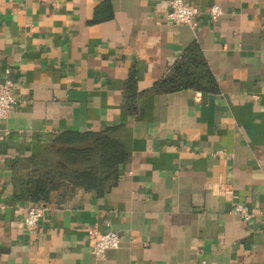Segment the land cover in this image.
Here are the masks:
<instances>
[{"label": "crops", "instance_id": "crops-1", "mask_svg": "<svg viewBox=\"0 0 264 264\" xmlns=\"http://www.w3.org/2000/svg\"><path fill=\"white\" fill-rule=\"evenodd\" d=\"M186 2L196 27L167 20L169 0H0V83L9 69L16 97L0 121V264H264V0ZM194 43L217 89L156 91ZM110 126L128 158L106 192L19 195L18 160ZM31 202L47 205L36 233ZM92 227L120 246L97 257Z\"/></svg>", "mask_w": 264, "mask_h": 264}, {"label": "trees", "instance_id": "trees-1", "mask_svg": "<svg viewBox=\"0 0 264 264\" xmlns=\"http://www.w3.org/2000/svg\"><path fill=\"white\" fill-rule=\"evenodd\" d=\"M184 88L198 90L217 89L214 77L196 43L190 45L169 68L168 73L154 83L156 91H177ZM128 97L135 100L136 79L130 77L127 85ZM57 151V169H43L37 164L45 161V154ZM128 158L123 140L116 127L110 126L100 132L63 131L54 142L31 157L18 160L15 165L17 192L32 201H45L52 191L60 189L59 175L71 176L74 184L98 193L106 192L118 179L119 166ZM27 170L26 174L21 173Z\"/></svg>", "mask_w": 264, "mask_h": 264}, {"label": "built area", "instance_id": "built-area-1", "mask_svg": "<svg viewBox=\"0 0 264 264\" xmlns=\"http://www.w3.org/2000/svg\"><path fill=\"white\" fill-rule=\"evenodd\" d=\"M200 14V9L191 6L186 0H169L166 18L173 24H187L196 27L199 24ZM209 14L213 20H217L223 14V9L219 4H213L209 9ZM14 90L15 80L11 75V71L7 69L5 80L0 83V121L8 116L16 104ZM225 192L230 196L233 194L231 189H225ZM46 208L47 205L41 202H31L27 206L24 224L28 231L38 232L39 223L45 215ZM234 210L243 220H250L255 216V213L240 202L234 204ZM89 234L95 236L93 253L99 258H103L108 249L120 246L121 239L114 230L100 232L96 227H92L89 228Z\"/></svg>", "mask_w": 264, "mask_h": 264}, {"label": "rangeland", "instance_id": "rangeland-1", "mask_svg": "<svg viewBox=\"0 0 264 264\" xmlns=\"http://www.w3.org/2000/svg\"><path fill=\"white\" fill-rule=\"evenodd\" d=\"M45 157H46L45 161L42 160L37 164L41 165L43 169H54V170L57 169L56 164L58 159L63 158L62 154L57 151H49L48 153L45 154ZM26 171L27 170L24 169L20 172L26 174ZM70 177L71 176H67L66 174L64 176H61L59 175V173H57V178L58 180L60 179V181H62V185L60 189L52 191L51 195H53L56 198H60L62 201H66L81 189L84 191H93V190H87L82 186L74 184L71 181L72 178Z\"/></svg>", "mask_w": 264, "mask_h": 264}]
</instances>
